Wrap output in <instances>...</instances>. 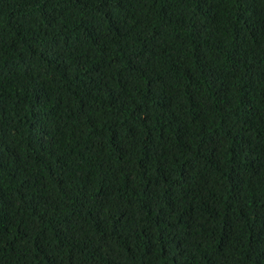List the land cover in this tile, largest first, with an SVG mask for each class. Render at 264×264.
<instances>
[{
  "label": "trees",
  "instance_id": "trees-1",
  "mask_svg": "<svg viewBox=\"0 0 264 264\" xmlns=\"http://www.w3.org/2000/svg\"><path fill=\"white\" fill-rule=\"evenodd\" d=\"M0 264H264V0H0Z\"/></svg>",
  "mask_w": 264,
  "mask_h": 264
}]
</instances>
